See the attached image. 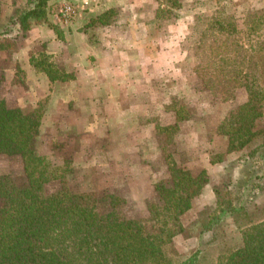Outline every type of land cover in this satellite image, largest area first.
I'll return each instance as SVG.
<instances>
[{
	"label": "crops",
	"instance_id": "0c3cea01",
	"mask_svg": "<svg viewBox=\"0 0 264 264\" xmlns=\"http://www.w3.org/2000/svg\"><path fill=\"white\" fill-rule=\"evenodd\" d=\"M77 2L80 17L71 23H59L49 4V20L60 28L61 38L49 25H37L21 34L13 53L0 51L2 99L10 109L31 113L38 100L48 98L40 153L57 165L74 160L73 166L82 165L84 172L98 156L110 173L101 185L110 187L107 182L124 174L133 191L130 202L136 204L158 200L157 181L171 177L160 138L167 132L178 150L173 153L178 167L194 177L203 171L209 177L182 217L185 227L192 224L215 205L218 178L240 158L242 152L227 153L228 139L219 129L236 105L244 104L215 99L193 73L185 74L183 44L200 12L170 6L167 0ZM111 9L119 11L111 23L88 27L97 30L92 41L86 21ZM171 12L178 16L170 19ZM14 13V7L2 4L1 23ZM152 30L166 32L154 35ZM38 52L51 55L74 79L53 83L36 71L30 60ZM17 66L26 73L24 83L16 79ZM220 154L223 160L212 163V156ZM132 216H146V211Z\"/></svg>",
	"mask_w": 264,
	"mask_h": 264
},
{
	"label": "trees",
	"instance_id": "16d2710c",
	"mask_svg": "<svg viewBox=\"0 0 264 264\" xmlns=\"http://www.w3.org/2000/svg\"><path fill=\"white\" fill-rule=\"evenodd\" d=\"M34 1L28 11L15 10L12 18L19 33L25 36L34 26L47 24L61 38L60 28L49 20L52 0ZM1 13L0 0V26ZM168 15L170 18L171 13ZM118 16L119 11L111 9L91 18L85 27L86 33H89L88 27L108 25ZM247 29L253 30L249 23ZM4 36L9 35L0 33V39ZM18 41L6 44L5 40H0V51L13 53ZM237 57H232L226 49L223 61L231 67L229 72L221 70V74L205 79L208 91L217 100L232 98L231 89L242 85L240 81L249 93V101L230 112L220 126V134L228 139L227 153H247L254 139L264 134V130L258 132L254 129V123L262 117V92L252 90L250 76L239 70L241 64ZM30 63L53 83L74 79L45 52L33 54ZM16 74L18 82L24 83L26 73L20 66H17ZM48 103V98L40 99L31 113H24L21 109L8 108L0 97V155L20 156L27 177V182L20 185L11 175H0V264H175L166 255L164 246L184 233L181 217L192 208L193 199L209 182L207 173L203 171L194 177L170 160L168 167L173 185L170 188L164 183L156 185L160 205H150V228L144 220L125 218L119 211L121 200L114 195L79 194L66 187L48 195L45 193L46 184L63 179L68 172L63 166L54 165L36 146ZM263 148L264 144H261L250 151L248 157L253 158L256 153L264 156ZM223 157L222 154L212 156V163L221 162ZM228 176L233 181L232 173H228L226 179ZM230 185L231 182L229 185L224 182L215 185L217 200L214 208L207 207L199 214L204 230L213 231L223 215L233 216L242 228L235 215L246 209L232 205L229 200L226 202L223 194L224 188ZM104 205L110 206L108 212H101ZM204 215L208 218L203 219ZM246 217L243 246L228 256L225 264H264V219L256 222L252 216ZM178 264H197V254Z\"/></svg>",
	"mask_w": 264,
	"mask_h": 264
},
{
	"label": "rangeland",
	"instance_id": "374dc122",
	"mask_svg": "<svg viewBox=\"0 0 264 264\" xmlns=\"http://www.w3.org/2000/svg\"><path fill=\"white\" fill-rule=\"evenodd\" d=\"M78 0H52L51 2L54 13L66 3L78 5L74 2ZM170 6L176 8H186L198 11L194 25L188 32L187 39L184 41L183 49L188 55L187 61L182 65L185 74L195 75L198 84L203 91H208L206 81L212 78L211 75L221 74L228 71L231 67L223 61L225 50L229 49L230 55H237L240 59L239 70L250 76L249 84L256 93H261L263 99L260 103L262 117L258 118L254 123V129L258 132L264 130V0H167ZM2 4L14 7L22 13L28 11L34 5V0H1ZM50 2V3H51ZM78 3V2H77ZM148 11V9H145ZM148 13V12H147ZM149 14V13H148ZM147 14V15H148ZM177 14L171 12L170 19H174ZM82 17V16H81ZM90 23L88 19L86 25ZM247 23V26H246ZM248 23L252 31L248 30ZM16 26L13 18L6 20L0 26V33H8V37L4 36L0 40L12 42L19 39L21 33ZM92 41L97 38L94 29L88 30ZM154 35H163L164 30H152ZM12 33V34H11ZM227 45V46H226ZM223 56V57H222ZM237 57V58H238ZM222 70V72H221ZM197 72V73H196ZM221 72V73H220ZM201 74V78L198 76ZM189 77V75H188ZM242 85L244 84L243 81ZM232 87V98L227 100L219 99L221 102H231L238 100L247 103L249 101V93L242 86ZM242 86V87H241ZM242 90V94L237 92ZM235 92V93H234ZM255 93V94H256ZM2 98V95L0 94ZM261 99V97H260ZM205 101V100H204ZM240 105H236L232 111H236ZM231 111V112H232ZM167 132L162 131L160 138L167 148L164 155V161L168 166V162L173 159L174 151L177 147L173 140H167ZM41 134L37 138V148L40 152L42 142ZM264 144V134L258 136L250 144L247 153L242 152L240 158L234 163H230V172L223 174L217 180V184L231 182L230 186L224 188L223 194L226 202L229 200L231 204L238 208L241 206L246 210L237 212L240 228L234 221L233 216H220L219 221L214 225L213 231L204 230L199 221L200 216L195 222L185 227L183 216L181 223L184 226V233L177 235L171 244L164 246L166 255L173 263L178 264L186 261L194 254H197V264H225L227 257L243 246V230L246 228L248 218L252 216L253 220L258 222L264 219V156L256 153L253 158H249V152L256 147ZM264 150V148L262 149ZM170 152V153H169ZM45 155V154H44ZM50 161L56 166H63L66 174L63 179L52 181L45 186V193L48 195L57 193L64 187L70 189L74 193H96L103 197L106 195H114L121 200L119 211L122 215L130 220H144L148 228H150V202L144 204H136L130 202L133 199V191L129 185L127 176L119 175L107 182L110 187L101 185L102 179L108 178L110 173H106L105 160L98 156L92 161L90 167H86L87 171H83L82 165L73 166L74 160L65 161L62 165H57L49 155H46ZM92 159V158H91ZM261 161V162H260ZM82 158H80V164ZM261 163V164H260ZM2 164V165H1ZM244 170V174L242 173ZM0 175H11L15 181L23 185L27 182L24 163L20 156L0 155ZM232 173V179L227 174ZM164 183L166 187H172L173 180L171 177L167 179H159L156 183ZM112 186V187H111ZM234 186V187H233ZM256 186L257 188H255ZM136 198L133 200L135 201ZM130 202V203H129ZM160 203L159 198L155 202ZM1 204V201H0ZM160 205V204H159ZM210 208H214L213 206ZM110 210L109 205H104L101 212L105 213ZM146 211V216H132L134 213L140 214ZM208 216L204 215L203 219ZM187 221H190L187 220Z\"/></svg>",
	"mask_w": 264,
	"mask_h": 264
},
{
	"label": "built area",
	"instance_id": "2783aa9c",
	"mask_svg": "<svg viewBox=\"0 0 264 264\" xmlns=\"http://www.w3.org/2000/svg\"><path fill=\"white\" fill-rule=\"evenodd\" d=\"M81 10L78 5L66 3L57 10L55 17L59 23H71L77 19L78 15L80 17Z\"/></svg>",
	"mask_w": 264,
	"mask_h": 264
}]
</instances>
